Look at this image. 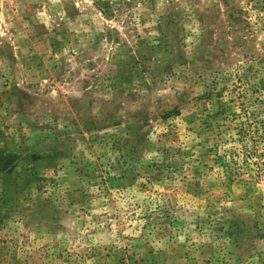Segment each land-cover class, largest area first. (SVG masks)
I'll use <instances>...</instances> for the list:
<instances>
[{"label": "rangeland", "instance_id": "obj_1", "mask_svg": "<svg viewBox=\"0 0 264 264\" xmlns=\"http://www.w3.org/2000/svg\"><path fill=\"white\" fill-rule=\"evenodd\" d=\"M0 264H264V0H0Z\"/></svg>", "mask_w": 264, "mask_h": 264}]
</instances>
